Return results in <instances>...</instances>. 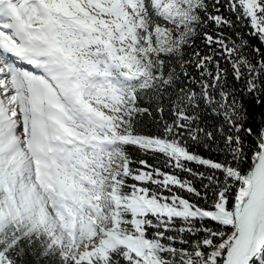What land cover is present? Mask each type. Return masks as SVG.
Wrapping results in <instances>:
<instances>
[{
  "label": "snow or ice",
  "instance_id": "1",
  "mask_svg": "<svg viewBox=\"0 0 264 264\" xmlns=\"http://www.w3.org/2000/svg\"><path fill=\"white\" fill-rule=\"evenodd\" d=\"M0 264H264V0H0Z\"/></svg>",
  "mask_w": 264,
  "mask_h": 264
}]
</instances>
